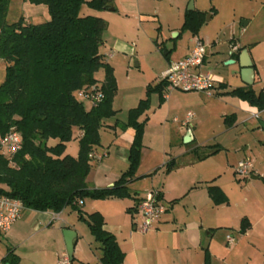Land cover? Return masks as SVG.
Here are the masks:
<instances>
[{"label":"crops","instance_id":"0c3cea01","mask_svg":"<svg viewBox=\"0 0 264 264\" xmlns=\"http://www.w3.org/2000/svg\"><path fill=\"white\" fill-rule=\"evenodd\" d=\"M150 2L151 0H113V7L101 10V15L99 14L98 16L106 21L107 26L110 25V20L112 21L115 18L114 16H120L121 20L130 19L132 16L145 17L146 15L143 11H145L146 6L149 7ZM168 2L169 13L167 12V14L176 22L178 21L177 25L182 21V27L185 13L191 11L189 9L190 0H168ZM238 2V0H193V10L206 13L205 22L207 23L219 20L221 12L227 5L226 8L229 7L234 18L229 23H222L219 30L224 32L233 31L235 17L236 15H240L241 19H246L243 22L245 28L242 29V31L246 32L257 14H250ZM207 13L209 14L207 15ZM27 22H30V20H27ZM169 25L167 27L170 28L171 32L180 31L176 35V37H180L182 34L181 27ZM202 27L196 35L201 41L203 40L201 35ZM102 38L103 45L107 46L104 55L112 53V56H107L106 60L113 69L112 59L115 58H113L114 53L121 52L131 56L135 54V49L132 46L118 39L114 40L112 46L108 47L107 38H104L103 35ZM232 41L235 48L234 54L237 57L232 58L228 53V56L223 59V63L226 65L227 61L234 60V63H229L228 65L234 64L237 66L234 73L241 79V84H238L236 87L246 86L239 73V57L245 48L241 47L233 38ZM214 45H216V41L213 40L211 46ZM193 47L186 52L178 54L177 58L172 56L171 51L168 50L164 53L166 61L159 62L155 66L148 65L147 72L145 69L143 70L142 89L137 104L146 97L147 85L159 83L162 80L163 72L172 63L187 56ZM248 53L255 73L252 86L258 92L259 89H255L254 85L257 80L264 81L260 74L261 69H264L262 67L264 65H261L249 51ZM213 57V52L207 50L205 47V60L203 66L200 68L202 72H212L209 64L211 63L210 58ZM135 62V66L137 67H140L142 64L139 59L135 60ZM158 75H160L159 80L157 79ZM213 75L216 79L217 88L215 96H224L228 94V91L236 88L232 87L223 75L216 72ZM220 83H224L226 87L218 88ZM260 89H264V85ZM118 91L119 85L117 82V93ZM170 91L165 89L162 92L151 93L148 109L138 117V121L144 123V131L140 163L135 177L127 183L131 197L85 199L81 205L84 215L86 216L94 211L102 214L104 229L116 237L118 245L124 253L122 264H264V243L256 240L257 237L252 238L256 223L252 221V217H254V214H250L252 209L238 214V231L228 228L234 227L235 224H228L226 221L229 215L226 210L229 208L230 199L225 188L218 183V176H211V178L201 180L203 182H200V161H204L219 152L221 146L216 144L218 151L201 159L194 153L197 150L199 154L204 155L211 151L200 146L199 143H195L196 136L193 130L195 129V121H199L200 118V97L197 91H191L190 93L178 90ZM117 93L116 95H118ZM185 96L191 97L194 103L193 108L196 109L197 114L193 111H188L184 118L179 119L178 117H174L173 122L178 124V128L174 134L172 132L168 133L164 129L158 133L151 130L148 132V124L153 118L159 117L158 123L163 126L162 116L167 111L173 109V106L181 105V100L185 99ZM237 100L233 104L235 105L234 110L237 109L238 112L249 113L258 117L259 113L264 111L251 106L245 100L240 98ZM114 103L115 97L112 105L116 111ZM215 104L226 105L228 103L218 99L213 104L211 103V106ZM134 107L128 109L127 118L124 121L117 118V111L114 116L103 121V125L99 131L100 145L94 150V153L96 155L106 153V156H103L101 159L94 158L91 161V169L86 178L90 189L112 187L127 170L130 149L135 137V129L132 126L125 128L121 126L128 121L129 110ZM190 112L193 113V118L189 124L184 125L183 122ZM237 114L235 112L232 113L234 115L232 124L236 123ZM115 117L116 119L113 120ZM188 133H190L191 140L184 142L187 149L175 148L179 145L178 136L183 138L184 141ZM74 136H79V130L75 132ZM186 154L192 158L186 160L184 165H177L173 170L166 172L165 166L168 161L182 158L184 160L186 159ZM186 168L190 171L181 176L180 182L178 180L181 184L178 186V190H176L172 186V182H174L173 178L177 176L179 170ZM234 173H236L235 170ZM253 176L255 175H252L251 178ZM209 185L221 188L227 196V202L214 204L208 193L207 188ZM153 189L159 191L161 201L166 206V211L162 214L156 228L143 234L135 226L136 223L141 222V216L137 208H134L133 211L132 208L136 207L137 202L141 201L144 195ZM68 208L71 207L68 206L57 213L32 209H27L26 212L23 211L20 218L6 233L8 245L4 250H0V264H5L3 258L7 255L9 249H12L18 255L19 264H57L59 255L67 252L62 233L64 229H71L76 233L72 255L74 264H102L100 261L102 256L101 245L94 247L95 243L92 241H89V248L93 252L94 258H86L81 255L84 232L79 222L84 220L79 219L77 211L76 215L69 213ZM257 208L258 205L255 204V209ZM129 209H131V212ZM245 220L248 222L249 227L245 232H242L241 225ZM233 231L238 232L239 236L235 237ZM230 234L234 237L232 243H228L227 241V237ZM218 235H222V238Z\"/></svg>","mask_w":264,"mask_h":264},{"label":"trees","instance_id":"16d2710c","mask_svg":"<svg viewBox=\"0 0 264 264\" xmlns=\"http://www.w3.org/2000/svg\"><path fill=\"white\" fill-rule=\"evenodd\" d=\"M32 1L47 6L48 21L33 24L21 18L8 23L10 0H0V60L6 63L0 84V135L14 129L22 137V146L13 157L0 155V194L20 199L26 209L57 213L71 207L100 243L102 264H122L124 253L116 237L104 229L102 214L94 211L85 216L81 205L85 199L131 197L127 183L135 177L140 163L144 131L138 117L148 109L150 94L164 91L167 82L162 79L156 85H147L146 97L129 110L128 121L121 126L135 129L127 170L112 187L90 189L86 181L93 160L90 154L100 145L103 121L116 114L112 104L117 81L107 54L101 50L107 23L100 16L82 15L81 9L84 5L108 9L113 7V0ZM205 18L202 11H187L181 32L197 35ZM99 70L104 73L102 79L96 76ZM225 87L224 83L218 86ZM90 92L101 93V101L93 104L86 96ZM227 93L264 110V89L257 92L253 86H241ZM84 100L90 102V108ZM233 120L234 115L224 117L228 125ZM77 130L78 154H66ZM52 139L57 142L50 144ZM216 147L205 146L212 151L204 155L197 150L194 153L201 159L217 152ZM165 167L169 172L177 167V161L172 159ZM207 189L214 204L227 202L218 186L209 185ZM248 227L245 220L242 232ZM3 262L19 264V257L9 249Z\"/></svg>","mask_w":264,"mask_h":264},{"label":"rangeland","instance_id":"374dc122","mask_svg":"<svg viewBox=\"0 0 264 264\" xmlns=\"http://www.w3.org/2000/svg\"><path fill=\"white\" fill-rule=\"evenodd\" d=\"M238 1L239 5L243 6L247 12L254 15L257 14L246 32L242 31L245 28L243 22L246 19H241L240 15H236L235 17L233 31L224 32L219 30L222 23H229L234 18L229 7L226 8L227 5L219 16L220 21L205 22L201 31L203 45L207 50L212 51L214 56L210 58V70L213 73L216 72L223 75L232 87L241 84V79L234 73L237 66L234 64L225 65L223 63V59L228 56V53L230 55L231 49L234 48L232 38L241 47H244L253 54L254 58L261 65H264V0ZM168 7V0H151L149 7L146 6L145 11H143L146 15L145 17L132 16L130 19L121 20L120 16H114L115 18L112 21L110 20V25L103 32V37L108 40V47L112 46L114 40L118 39L135 49L133 56L116 52L113 56L115 58L112 59L115 77L119 85L118 95L114 96V107L117 111V118L122 121L126 120L128 109L136 106L140 98L143 70L145 69L147 72L148 65L155 66L159 62L166 61L164 57L166 51L170 50L172 56L176 57L178 54L186 52L195 46L197 40H199L198 36L192 35L189 32H182L180 37H176L180 32L179 30L171 32L167 26L170 24L169 26L175 27L178 21L176 22L173 18L169 17L167 14V12L169 13ZM100 13L101 10L89 8L87 5H84L81 9L82 15L98 16ZM21 18L25 21L30 20L33 24H39L48 21L50 14L44 3L33 2L32 0H10L6 16L7 22L13 23ZM181 23L182 21L177 26L181 27ZM213 40L216 41V45L211 46ZM101 50L102 52L106 51L107 46L102 45ZM137 59L142 63L140 67L135 66V60ZM5 68L6 63L0 60V84L5 77ZM260 74L262 80H264V69H261ZM96 76L98 79H102L104 76L103 71L99 70ZM157 79H160V75H158ZM262 85H264V81L257 80L254 87L260 90ZM197 93L200 97V118L199 121H195V129L193 130L196 136L195 143H199L203 147L214 146L216 144L221 146L219 152L204 161H200V182H203L201 180L211 178V176H218V183L225 188L230 199L229 208L226 210L229 214L226 221L228 224H235L234 227L228 228L238 231V214L252 209L250 213L254 214L252 221L256 222L252 238L257 237L256 240L264 243V128L260 124L264 122V111H261L258 117L249 113H241L237 109L234 110L235 105L233 103H236L237 99H239L234 95L225 94L224 96L208 97L204 93ZM218 99L226 101L228 104H215L211 106V103L213 104ZM181 101V105L173 106V109L167 111L162 116L163 126L158 123L159 117L153 118L148 124V132L151 130L158 133L164 129L168 133L172 132L174 134L178 128V124L173 122L174 117H178L179 119L184 118L188 111H193L197 114L196 109L193 108L194 103L191 97L185 96V99L183 98ZM84 103L87 108H90L89 101L84 100ZM234 112L238 113L236 123L231 124L232 126L226 124L223 118L224 115L230 116ZM164 116H166L165 119ZM180 136H178L179 145L175 148L187 149L185 148L186 145L183 138ZM56 142L54 139L50 140V144ZM65 153L73 156L78 154V140L76 136L68 142ZM191 158V156L186 154V159L176 160L177 165L182 166L186 163V160H190ZM246 158L252 161L253 172L247 177L234 173L237 164ZM10 165H15L12 160L10 161ZM189 171L187 168L181 169L177 173V176L173 178L174 182H172V186L176 190H178V186L181 184L179 183L181 176ZM252 175H255L257 178H251ZM255 204L258 205L257 209H255ZM68 209L69 213L77 214L72 208ZM26 211L27 209H24V212ZM79 225L83 227L84 232L81 255L86 258H94L93 252L89 248V241L95 243L94 247L100 246V243L94 240L86 222L80 221ZM236 231H233L235 237L239 236V233ZM218 236L222 238V235ZM7 245L8 239L6 233H0V250H4Z\"/></svg>","mask_w":264,"mask_h":264},{"label":"built area","instance_id":"2783aa9c","mask_svg":"<svg viewBox=\"0 0 264 264\" xmlns=\"http://www.w3.org/2000/svg\"><path fill=\"white\" fill-rule=\"evenodd\" d=\"M235 51L232 48L230 55ZM108 57L112 53L107 54ZM205 60V46L201 40H197L191 52L181 60L172 63L169 68L163 72L162 79L167 82V90L180 91H197L202 92L208 97L216 95V79L212 72H202L200 68ZM86 96L93 104H97L102 99V94L99 92H90ZM193 118V113H188L183 124H189ZM22 146V137L20 133L14 129L4 135H0V155L11 158ZM106 156V153L96 155L94 152L90 154L91 158L101 159ZM236 173L247 177L253 172V163L246 158L241 160L235 169ZM81 204V202H79ZM137 211L141 216V222L136 223V229L145 234L156 228L162 214L166 211V206L162 203L159 197V191H148L141 201L138 202ZM25 206L20 199L10 197L6 194H0V233H7L12 225L20 218ZM228 243L234 241V237H227ZM57 264H74L72 257L63 252L59 255Z\"/></svg>","mask_w":264,"mask_h":264},{"label":"water","instance_id":"95a60500","mask_svg":"<svg viewBox=\"0 0 264 264\" xmlns=\"http://www.w3.org/2000/svg\"><path fill=\"white\" fill-rule=\"evenodd\" d=\"M193 6H194L193 0H190L189 9L193 10L194 8ZM234 62H235L234 60L227 61L226 65H228L229 63H234ZM239 65H240L239 73L241 75L243 83L246 86H252L254 82L255 73H254L253 63L246 49H244L240 54ZM260 124H261V127L264 128V122H261ZM190 140H191L190 133H188L184 139V142H189ZM252 178H256V177L253 176ZM62 233H63L65 245H66V251L72 257L73 250H74V239L76 238V233L71 229H64ZM5 264H10V263L7 262Z\"/></svg>","mask_w":264,"mask_h":264}]
</instances>
